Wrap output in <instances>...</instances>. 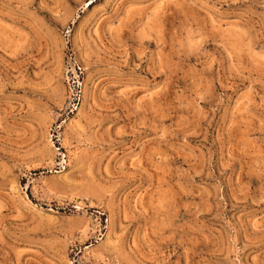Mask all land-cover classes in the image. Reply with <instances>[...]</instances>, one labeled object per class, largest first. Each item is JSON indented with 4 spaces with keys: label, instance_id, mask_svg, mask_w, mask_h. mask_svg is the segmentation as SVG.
<instances>
[{
    "label": "rangeland",
    "instance_id": "rangeland-1",
    "mask_svg": "<svg viewBox=\"0 0 264 264\" xmlns=\"http://www.w3.org/2000/svg\"><path fill=\"white\" fill-rule=\"evenodd\" d=\"M0 264H264V0H0Z\"/></svg>",
    "mask_w": 264,
    "mask_h": 264
}]
</instances>
